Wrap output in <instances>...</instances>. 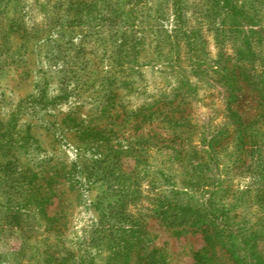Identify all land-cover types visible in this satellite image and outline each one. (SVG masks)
Returning a JSON list of instances; mask_svg holds the SVG:
<instances>
[{
	"label": "rangeland",
	"instance_id": "obj_1",
	"mask_svg": "<svg viewBox=\"0 0 264 264\" xmlns=\"http://www.w3.org/2000/svg\"><path fill=\"white\" fill-rule=\"evenodd\" d=\"M0 264H264V0H0Z\"/></svg>",
	"mask_w": 264,
	"mask_h": 264
},
{
	"label": "trees",
	"instance_id": "obj_2",
	"mask_svg": "<svg viewBox=\"0 0 264 264\" xmlns=\"http://www.w3.org/2000/svg\"><path fill=\"white\" fill-rule=\"evenodd\" d=\"M83 3L84 1H80V2L78 1L77 3H72L74 6L71 4L72 5L71 9L78 10L79 12L78 14H83V12H85L86 14L87 12V9L85 7L86 3H84L85 5L82 6ZM233 9L236 10V7L234 6ZM259 10L262 11V8L259 7ZM188 42H189V45L193 47L192 45L193 41H188ZM233 86L234 85L232 84V82L228 83L226 86V90H225L226 97L228 98L230 102L236 100L237 98V95L233 92ZM230 119H232L235 124L242 123L241 117L239 116V113L237 111H233L230 114ZM99 138L103 139L102 137H99ZM99 147H100V150L98 154H101L103 156V159L100 161L102 162V164H104V168L106 167L107 169H109L112 175H114L115 169H116L115 165L117 162L115 160L117 158V155L119 156L118 153H120L119 152L120 150L115 149L116 152L113 153L114 147L112 146H107L108 148H105L102 145H99ZM55 175H56V172L53 173V175L46 177L47 178L46 182L49 187H53V183L55 182L57 178ZM38 178H40V176L36 174L33 179H38ZM125 178H127V176ZM33 179H31V181ZM15 181L16 183L14 184L16 185L14 186V191L21 190V189L23 190L25 186V181L24 180L22 181V179L15 180ZM59 181H60V177L58 176V182ZM71 186L73 187V189L76 188L74 187V185H71ZM32 193L33 192H31V194ZM16 204L18 205L17 206L18 210L14 209L13 207L15 205V198H14L13 193H11L8 199L7 209L8 211L15 210L14 211L15 213L12 215V218L15 220L18 219L16 214H18L19 210H22V208L24 209L26 208L28 212L29 211L36 212L37 210L39 211V213H44L45 202L43 200L29 199L27 201H24L23 207H19L21 202H17ZM32 206L34 207V209L32 208ZM156 213L158 217L168 225H189L191 227H198V228L207 226L208 228H211L213 231L216 232L215 235L217 239L222 238L223 243L226 242V238H229V239L232 237L235 238V236L238 235V230H235L231 226V223L229 222V219H228V215H226L225 212L219 213L217 210L212 209L207 203L205 204L204 203H193L192 200H189V199L188 200L179 199V198L169 199V200L161 202L160 207L156 209ZM199 259H201V257H199Z\"/></svg>",
	"mask_w": 264,
	"mask_h": 264
}]
</instances>
